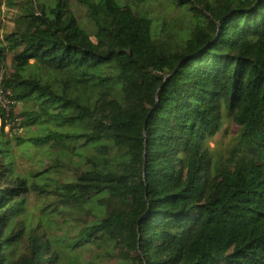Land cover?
Wrapping results in <instances>:
<instances>
[{"label": "trees", "instance_id": "16d2710c", "mask_svg": "<svg viewBox=\"0 0 264 264\" xmlns=\"http://www.w3.org/2000/svg\"><path fill=\"white\" fill-rule=\"evenodd\" d=\"M0 96V264H264V0H0Z\"/></svg>", "mask_w": 264, "mask_h": 264}, {"label": "rangeland", "instance_id": "374dc122", "mask_svg": "<svg viewBox=\"0 0 264 264\" xmlns=\"http://www.w3.org/2000/svg\"><path fill=\"white\" fill-rule=\"evenodd\" d=\"M18 3H21V0H17ZM75 8V11L77 13V16L79 17V20L80 22L86 27V29H88L89 32H92V27L89 23V20L87 19V16H86V12L83 8L81 7H77V5L74 6ZM15 11L14 9H9L7 8V6H3L2 7V16H1V20H2V23L4 25V28L6 32L10 33L12 31H14V28H15V25H14V22H13V18H14V14H15ZM0 99L2 100L3 104L4 105H8V101H5L4 98L2 96H0ZM17 114H18V111H17ZM20 123V122H19ZM17 122V124H19ZM226 130H227V136L228 138L229 137H232L234 135L237 134L238 132V128L235 127L233 124H231V122H228L226 124ZM14 134L15 135H21L23 134V131L22 130H14ZM225 139L224 137H221L220 140H223ZM228 142V139L225 141V143ZM214 142H211V146L214 147ZM21 152L19 149H16V154L18 156V159H17V166H18V169L22 170V171H27L29 170L30 168H33L35 167L36 165L33 164V161H32V158L35 156V151H31L29 154H31L32 158H29L27 157L25 154V156H22L21 155ZM44 154V152L42 153H38V156L39 158H41V156ZM45 155V154H44ZM46 156V155H45ZM42 160H46V158L44 157V159L42 158Z\"/></svg>", "mask_w": 264, "mask_h": 264}]
</instances>
